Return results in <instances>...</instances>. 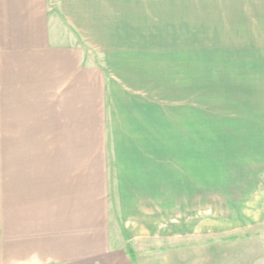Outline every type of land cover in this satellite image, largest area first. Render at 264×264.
Listing matches in <instances>:
<instances>
[{
	"label": "crops",
	"instance_id": "0c3cea01",
	"mask_svg": "<svg viewBox=\"0 0 264 264\" xmlns=\"http://www.w3.org/2000/svg\"><path fill=\"white\" fill-rule=\"evenodd\" d=\"M182 5L0 0V264H183L184 248L140 259L127 229L113 230L117 204L139 211L167 162L197 158L207 113L196 55L175 46L194 26ZM253 30L261 141L264 0Z\"/></svg>",
	"mask_w": 264,
	"mask_h": 264
},
{
	"label": "rangeland",
	"instance_id": "374dc122",
	"mask_svg": "<svg viewBox=\"0 0 264 264\" xmlns=\"http://www.w3.org/2000/svg\"><path fill=\"white\" fill-rule=\"evenodd\" d=\"M182 4L183 10L191 6L192 14L182 11L180 21L194 26L182 29V44L175 46L189 58L196 55V102L207 113L199 114L197 158L192 164L167 162L159 195L155 183L139 211L117 204L115 225L127 229L134 239L128 246L140 259L184 248L183 264H264V133L257 141L254 0ZM149 262L159 264L156 258Z\"/></svg>",
	"mask_w": 264,
	"mask_h": 264
},
{
	"label": "trees",
	"instance_id": "16d2710c",
	"mask_svg": "<svg viewBox=\"0 0 264 264\" xmlns=\"http://www.w3.org/2000/svg\"><path fill=\"white\" fill-rule=\"evenodd\" d=\"M236 237H231L230 239H235Z\"/></svg>",
	"mask_w": 264,
	"mask_h": 264
}]
</instances>
